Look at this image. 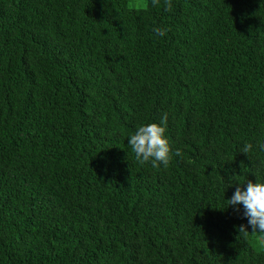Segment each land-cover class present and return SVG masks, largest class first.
Listing matches in <instances>:
<instances>
[{"label":"trees","instance_id":"trees-1","mask_svg":"<svg viewBox=\"0 0 264 264\" xmlns=\"http://www.w3.org/2000/svg\"><path fill=\"white\" fill-rule=\"evenodd\" d=\"M172 4L0 0V264H264L227 206L264 181V0Z\"/></svg>","mask_w":264,"mask_h":264},{"label":"clouds","instance_id":"clouds-1","mask_svg":"<svg viewBox=\"0 0 264 264\" xmlns=\"http://www.w3.org/2000/svg\"><path fill=\"white\" fill-rule=\"evenodd\" d=\"M150 4L154 8L162 5L164 11H171L173 8L172 0H150ZM152 31L156 36L163 37L168 29L154 26ZM166 120L167 114L165 113L159 121L141 123L128 135V145L141 163L150 162L153 166L162 164L167 167L173 153L179 154L180 150H173L169 137L166 135ZM258 146L264 148V143L258 141ZM252 150L253 144L246 142L241 151L248 155ZM241 205L242 215L247 219V223L236 226L239 234L245 237L249 232L264 234V181L247 179L246 186L242 183L241 186L235 188L231 197L227 199V206H232L235 211L239 212Z\"/></svg>","mask_w":264,"mask_h":264},{"label":"rangeland","instance_id":"rangeland-1","mask_svg":"<svg viewBox=\"0 0 264 264\" xmlns=\"http://www.w3.org/2000/svg\"><path fill=\"white\" fill-rule=\"evenodd\" d=\"M147 0H129V6L133 8H145Z\"/></svg>","mask_w":264,"mask_h":264}]
</instances>
